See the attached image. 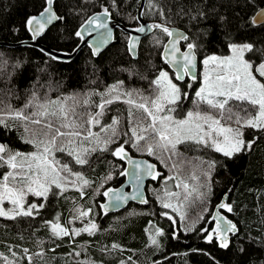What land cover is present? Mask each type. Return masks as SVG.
Wrapping results in <instances>:
<instances>
[{
    "label": "trees",
    "instance_id": "1",
    "mask_svg": "<svg viewBox=\"0 0 264 264\" xmlns=\"http://www.w3.org/2000/svg\"><path fill=\"white\" fill-rule=\"evenodd\" d=\"M138 1L115 0L113 4V0H54L53 10L65 19L52 24L37 41L48 48L70 52L79 42V37L75 36L78 27L89 15L103 11L104 7L111 13L109 18L124 26L136 27L138 22L133 18H136ZM153 3L156 7L149 8V0H144L141 12L145 14L141 18L150 25L168 23V27L180 28L190 36L198 33V42L202 44L199 58L209 54L224 55L228 52L229 43L248 42L264 47V26L253 28L248 23L257 10L264 8V0H251V3L248 0H153ZM45 5V0H0V40L19 41L30 38L26 20L41 11ZM193 6L203 10L206 19L190 24L189 16L181 14V9L187 13ZM160 8H163L167 21L158 14ZM220 17L225 19L221 21ZM127 37V34L116 28L111 43L98 55L93 56L85 45L70 61L53 60L32 46H0V59L7 60L9 65L17 62L21 65L8 85L14 86V95L9 98L0 93V96L4 97L6 103L10 102L13 107L19 108L34 86L41 95L47 93L55 99L93 89L104 92L107 86L117 81H123L125 89H138L147 95L148 81L140 77L146 76L150 80L156 69H167L160 55L166 36L159 30L152 29L140 40L135 59L127 52ZM157 39L161 44H156ZM153 65L156 67L153 68ZM197 85L198 81L190 89L181 85L189 93V99L183 101L182 111L193 108L190 99ZM0 89H5L3 81H0ZM17 95L19 99L16 98ZM93 100L98 101L99 97H93ZM126 110V104L114 103L101 123H111L112 117L120 115L119 130L123 133L127 130ZM93 131L99 129L94 128ZM254 135V130H244L245 140L253 139ZM0 143L20 152L34 150L19 138L15 129L6 131L0 127ZM125 148L131 155L145 156L153 161L157 170L165 176L174 174L155 157L137 152L128 145ZM178 148L181 156L174 159L182 162L179 174L185 178L195 174L198 179H188V183L195 185L199 193L206 195L200 197L196 192L192 194L189 203L183 207L185 219L179 222L175 217L177 225L182 228L195 221V227L203 226L204 221L198 217L203 216L208 220L213 208L222 195L226 194V202L233 206V212H225V215L238 228L235 235H230L228 248L219 247L215 240L207 243L196 232L181 231L179 239L172 238L169 220L159 218L162 211L168 210L162 208L156 198L163 192L162 180L150 179L147 183V204H130L120 212L103 215L98 207L103 199L102 193L107 187L116 186L122 181L119 172L123 164L109 153H93L90 157L91 167L75 165L86 179L93 182L91 187L85 189L87 195L83 198H80L75 189H70L63 197L50 198V206L41 210V215L34 220L12 221L0 217V253L9 261L28 264L22 249H29V255L39 252L42 249L37 246L36 241L42 240L45 256L43 260L33 257V264H77L82 260H90L93 264H120L121 261H125V264H264V136L257 139L250 152L238 154L231 159L194 144H182ZM56 157L62 162L72 160L66 153H56ZM198 157L204 161H216L210 176L202 175L207 164L201 165ZM109 173L113 178L100 187L103 177ZM74 207L81 210L91 208V214H95L93 221L100 230L94 236L83 233L75 237V244H70L67 237L53 243L50 232L42 226V219H54L59 213L60 223L64 225L66 220L72 219ZM81 225L80 220H75L69 227L78 228ZM155 229H162L164 234L157 236L158 243L153 245L150 237ZM57 244L60 246L57 247ZM113 244L120 245L122 250L102 251L110 249ZM53 248L54 252L49 251ZM73 248L80 251L81 255H68ZM0 264H6L2 257Z\"/></svg>",
    "mask_w": 264,
    "mask_h": 264
},
{
    "label": "snow or ice",
    "instance_id": "2",
    "mask_svg": "<svg viewBox=\"0 0 264 264\" xmlns=\"http://www.w3.org/2000/svg\"><path fill=\"white\" fill-rule=\"evenodd\" d=\"M248 2L251 3V0ZM53 3L54 0H46L47 6L39 16H32L26 21V27L32 32L33 39L41 35L46 25L65 19L53 11ZM155 7L153 0H149V8ZM144 14L140 13L141 16ZM158 14L167 21L163 8L159 9ZM181 14L189 16L190 24L206 19V13L198 6H193L187 13L181 9ZM110 15L109 9L104 7L103 12L87 19L86 31L89 35L99 29L104 30L98 35L100 45L107 44L112 36L113 30L108 22ZM224 19L220 17L221 21ZM248 23L253 28L264 26V9L252 15ZM152 29H157L170 38L163 45L162 59L165 64L173 66L175 71L170 74L164 68H158L150 80L146 76H141V79L148 81L147 95L138 89H125L124 82L117 81L107 86L104 92L93 89L82 94L58 96L55 99L47 93L41 95L34 86L19 108L13 107L10 102L6 103L4 97L0 96V127L6 131L15 129L19 138L34 149L20 152L7 144H0V170H3L0 173V217L12 221L34 220L41 215V210L50 206V198L63 197L69 186L83 198L87 195L85 189L91 187L93 182L86 179L75 165L91 167L90 157L93 153H109L120 161H127L134 169L130 172L125 168L119 175L129 176L130 182H135L136 190L129 196L122 189H105L102 195L108 198V203L98 205L104 215H107L109 210H118L130 199L147 204L148 201L139 190L142 180L147 176L153 181H163V192L156 198L162 208L171 209L183 221L185 213L181 209L189 203L192 194L196 192L200 197L206 194L199 193L195 185L188 183V179H198L195 174L188 178L179 174L182 162L174 159L181 156L178 146L194 144L231 159L238 154L250 152L257 139L264 136V47H257L248 42L229 43L228 55H203L201 59L198 53L202 44L198 42L200 39L198 33L190 36L185 32L170 29L168 23L142 25L134 31L147 34ZM75 36L84 39L81 30H77ZM155 42L157 45L161 44L158 39ZM139 43V36L131 37L127 52L136 56ZM181 48L185 50L181 51ZM40 51L44 52V49ZM98 52L99 46L93 47L92 54L96 55ZM46 55L53 60L59 59L52 53ZM199 64L204 65L206 69L202 78L196 71ZM20 67L19 62L9 65L7 60L0 59V81L5 84V89H0V93L9 98L14 95V86L8 85ZM186 78L193 83L199 80L200 87L195 91L191 101L193 108L181 116L179 110L183 101L189 99L188 91L181 85L184 84L189 89L193 86ZM97 96L99 100H93V97ZM16 98L19 99L18 95ZM117 102L127 105V130L123 133L119 130L120 115L112 117L111 123H101V119L110 111V106ZM94 128H98L99 131H93ZM245 129L255 131L253 139L245 140ZM125 145L137 152L155 157L174 174L165 176L157 170L155 163L133 161ZM56 153H66L72 160L62 162L56 157ZM197 159L201 165L207 164V169L202 175L210 176L216 161H204L199 157ZM112 178L111 173L104 176L100 187ZM168 181H172L174 187L182 191H172ZM29 196L36 199L29 200ZM173 200L176 201L175 204ZM6 202L10 207L5 206ZM218 208L228 213L233 212V206L227 202H221ZM72 211L74 213L72 219L66 220L64 225L60 223L59 213L54 219H42V226L50 232L53 243L57 240L63 241L67 237L70 244H75V237L83 233L94 236L100 230L94 221L89 219L84 222L85 218L90 216L91 208L81 210L74 207ZM161 215L171 221L174 239L180 238L181 231L196 232L202 235L207 243L217 240L219 247L228 248V233L235 235L238 232L237 225L221 214L212 215L211 220H205L203 216L198 217L204 221L203 226L199 228L195 227V221L192 225L185 224L180 228L172 215L167 212H162ZM75 220H80L83 226L69 227ZM163 234L162 229H155V233L150 237L151 243L156 245L158 243L156 237ZM36 244L42 250L31 255L29 249H22L28 264H33V257L43 260L45 256L44 241L37 240ZM80 247L83 251V246ZM113 250L122 249L118 244H113L110 249H102L109 252ZM49 251L54 252L55 249ZM12 255L16 256V253L12 252ZM68 255L78 257L81 252L73 248ZM0 257L6 264H16V261H9L2 253ZM77 264L93 262L82 260ZM120 264H125V261H121Z\"/></svg>",
    "mask_w": 264,
    "mask_h": 264
},
{
    "label": "water",
    "instance_id": "3",
    "mask_svg": "<svg viewBox=\"0 0 264 264\" xmlns=\"http://www.w3.org/2000/svg\"><path fill=\"white\" fill-rule=\"evenodd\" d=\"M46 1V0H45ZM138 8H137V11H136V20L138 22V25L136 27H128V26H124L122 23L120 22H117L111 18H108V22H109V27L113 30L112 31V36L111 38L109 39L108 43L107 44H103V45H100L99 44V41H98V35H99V32H103L104 30L103 29H99L97 31H94L92 32L90 35L89 33L86 31V28L88 27L87 26V19L89 17H92L96 14H99L103 11H97V12H94L92 13L91 15H89L85 20L84 22L78 27L77 30H81L83 31V35H84V39L81 40L79 38V42L78 44L70 51V52H64V51H58V50H54V49H51V48H48L44 45H42L41 43H39L37 41L38 37H36L35 39L32 38V32L28 29V27H26L27 31L29 32L30 34V38L28 39H23V40H19V41H4V40H0V46L2 47H15V46H32V47H36L37 49H44V52L43 53H52L53 55H56L59 57V61H70L71 59L74 58L75 54L79 51L80 48H82L83 46H87L91 53H92V50H93V47H96V46H99V52L100 53L102 50H104L112 41L113 39V35H114V31L115 29H119L120 31L124 32L125 34H127V41H126V47H128V41L131 37H136V36H139L140 37V40L147 36L150 32H147V34L145 33H137L136 31H134L135 28L137 27H140L142 25H150L147 21H144L142 18H141V10H142V7L144 5V0H139L138 1ZM47 6V5H45ZM44 9V8H43ZM43 9L41 11H43ZM261 9H264V8H261ZM261 9L257 10L256 12L260 11ZM39 11L38 13L36 14H33L31 15L30 17L32 16H39V13L41 12ZM54 11V10H53ZM255 12V13H256ZM29 17V18H30ZM28 18V19H29ZM27 19V20H28ZM26 20V21H27ZM56 21H53L52 24H54ZM51 24V25H52ZM26 25V23H25ZM51 25H46L45 26V29L44 31L41 33V35L51 26ZM170 29H174L178 32H184L182 29L180 28H177V27H169ZM170 38L169 37H166L164 44L167 43V41L169 40ZM139 45V44H138ZM138 45H137V49H138ZM163 45H162V48H161V52H160V55H161V59H162V55H163ZM185 49L181 48V51H184ZM129 54V53H128ZM93 55V54H92ZM98 55V54H96ZM96 55H93V56H96ZM130 55V54H129ZM130 57L132 59H135L136 56H132L130 55ZM179 58V55L178 57ZM163 61V59H162ZM164 62V61H163ZM165 64V63H164ZM165 66L167 67V69L171 72V73H174L175 69L173 68V66L171 65H167L165 64ZM198 70H199V65L197 66V73H198ZM186 81H187V78H186ZM131 159L133 161H148L150 163H154L153 161H151L150 159H148L147 157L145 156H136V155H131L129 153ZM122 164H123V169H128L130 172L131 171H134V169L131 168V165L127 162V161H122ZM150 177H147L145 176L144 179L142 180L141 184H140V191L143 193V196H144V199L147 200V197H146V186H147V183L150 181ZM107 188H112V189H122L123 192L127 193L129 196H131L134 191L136 190L135 189V182H130V177L129 176H122V181L116 185V186H109ZM106 188V189H107ZM221 202H226V194H223L221 199L219 200V202L216 204V206L213 208L211 214L209 215V219L208 220H211V216L212 215H216V214H221L220 210L222 209H219L218 208V205L221 203ZM108 203V198L107 197H104L103 196V199L102 201L100 202V204H107ZM130 204H134V205H142L144 203H141L139 200H128L126 203H124L118 210H109L107 214H113V213H117V212H120L122 210H124L125 208H127ZM102 212V210H101ZM103 214V213H102ZM104 215V214H103ZM222 215V214H221ZM228 219V218H227ZM233 222V221H232ZM230 235H233L232 233H228V237H230Z\"/></svg>",
    "mask_w": 264,
    "mask_h": 264
},
{
    "label": "rangeland",
    "instance_id": "4",
    "mask_svg": "<svg viewBox=\"0 0 264 264\" xmlns=\"http://www.w3.org/2000/svg\"><path fill=\"white\" fill-rule=\"evenodd\" d=\"M237 44H240V43H237ZM229 45V44H228ZM229 54V49H228V52L226 53V54H224L225 56L226 55H228ZM209 55H211V54H209ZM216 55H219V54H216ZM203 58V57H202ZM201 58V59H202ZM165 70H167V71H169L168 69H166V68H164ZM206 69H205V66L204 65H202V64H199V70H198V75L199 76H201V78H202V74H203V72L205 71ZM170 72V71H169ZM171 73V72H170ZM187 82L188 83H191V81L190 80H187ZM200 87V82H199V80H198V85L196 86V88L193 90V93H192V97H191V99H190V101H192V99L194 98V96H195V91L198 89ZM187 110H183L182 111V109H180L179 110V115H183V113L184 112H186ZM1 144V143H0ZM3 172V170H0V173H2ZM169 185V188L170 189H173L172 191H179V189L178 188H175L174 187V185H173V182L172 181H170L169 183H168ZM73 190V188L71 187V186H69V189L68 190ZM181 191V190H180ZM28 199L29 200H34V197H31V196H29L28 197ZM173 203L175 204L176 203V201L175 200H173ZM5 206L6 207H10V205L9 204H7V202H6V204H5ZM87 210V209H86ZM181 211L183 212V208L181 209ZM162 212H164V211H162ZM161 212V213H162ZM165 212H167L169 215H172L174 218L176 217L177 218V220L180 222V216L177 214V213H175V212H173L171 209H168L167 211H165ZM161 215V214H160ZM94 216H95V214L93 213V214H90V216L89 217H86L85 219H87V220H92L93 221V218H94ZM167 218L166 216H163V215H161V216H159V218ZM176 220V221H177ZM170 222V224H171V221H169ZM83 225H81L80 227H82ZM172 227V226H171ZM11 261V260H10ZM13 261H15V260H13ZM16 264H17V262H16Z\"/></svg>",
    "mask_w": 264,
    "mask_h": 264
},
{
    "label": "flooded vegetation",
    "instance_id": "5",
    "mask_svg": "<svg viewBox=\"0 0 264 264\" xmlns=\"http://www.w3.org/2000/svg\"><path fill=\"white\" fill-rule=\"evenodd\" d=\"M220 212H221V214L222 215H224L225 217H226V215H225V212H226V210H220ZM227 218V217H226ZM209 226H211V225H209ZM230 238V237H229ZM217 243H218V241L217 240H215ZM219 244V243H218Z\"/></svg>",
    "mask_w": 264,
    "mask_h": 264
}]
</instances>
